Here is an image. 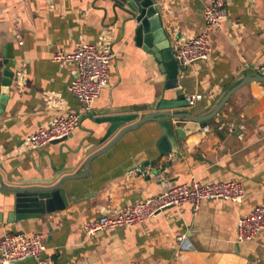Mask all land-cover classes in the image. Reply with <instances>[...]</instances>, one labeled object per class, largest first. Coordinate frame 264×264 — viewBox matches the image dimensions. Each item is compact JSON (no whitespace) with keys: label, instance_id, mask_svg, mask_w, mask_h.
Wrapping results in <instances>:
<instances>
[{"label":"crops","instance_id":"obj_1","mask_svg":"<svg viewBox=\"0 0 264 264\" xmlns=\"http://www.w3.org/2000/svg\"><path fill=\"white\" fill-rule=\"evenodd\" d=\"M156 1L172 50L204 29L203 1ZM227 9L223 27L210 31L209 58L179 67V87L168 89V74L150 49L136 43L129 13L117 0H0V96L4 70L14 73L0 115V185L41 177L63 159L73 167L69 173L85 171V159L120 131L99 145L107 124L96 123L98 116L147 105L141 118L157 111L163 99L197 93L203 98L194 105L170 111H212L229 89L258 74L264 63V0H228ZM82 42H111L116 52L109 83L87 113L69 90L77 66L52 59ZM69 112L82 113L80 127L70 136L27 148L28 135ZM164 126L174 137L172 151L165 154L159 147ZM193 179L202 184L238 180L245 199L203 201L197 212L185 202L135 226L93 236L83 231L88 221ZM62 194L64 209L10 223V194L0 189V238L9 232H38L47 244L43 256L53 264H264V231L245 242L237 238L238 219L264 206V82L243 85L206 122L161 119L129 130L92 160L87 175L69 180ZM182 232L191 249L179 247L176 235ZM14 264L38 262L28 258Z\"/></svg>","mask_w":264,"mask_h":264},{"label":"built area","instance_id":"obj_2","mask_svg":"<svg viewBox=\"0 0 264 264\" xmlns=\"http://www.w3.org/2000/svg\"><path fill=\"white\" fill-rule=\"evenodd\" d=\"M204 2L205 27L197 35L182 40L175 45L173 53L179 67H188L193 63L206 60L210 56V31L221 29L228 17V0H200ZM52 59L56 62L75 64L79 76L69 85V90L82 104V112L92 110L93 103L100 91L109 83L110 67L116 59V52L111 42L102 45L82 42L73 51L65 53L58 51ZM258 74L264 76V63L259 65ZM203 98V94L188 95L189 105ZM82 113L69 112L66 115L54 117L48 126H42L26 138L29 149L46 147L52 142L60 141L70 136L80 127ZM208 131V126L204 127ZM243 185L238 180L202 184L191 180L177 184L161 193L155 194L144 201L124 207L114 214L101 215L99 218L84 224L83 231L87 236H93L101 231L119 226H135L152 219L163 210L191 202L195 212L203 201L226 200L241 203L245 199ZM264 231V206L258 205L251 212L241 216L237 222V238L240 242L248 241ZM181 249H191L192 245L186 232L176 235ZM47 249L46 241L38 232L25 234L9 232L0 238V260L2 264H14L28 258H34L38 264H53L43 253ZM128 264H146L131 262Z\"/></svg>","mask_w":264,"mask_h":264},{"label":"water","instance_id":"obj_3","mask_svg":"<svg viewBox=\"0 0 264 264\" xmlns=\"http://www.w3.org/2000/svg\"><path fill=\"white\" fill-rule=\"evenodd\" d=\"M129 13V21L133 23L132 32L134 39L139 46L150 49L160 61V68L168 74V89H178L179 64L174 57L171 41L168 38L160 15V6L156 0H117ZM77 76L79 71L77 70ZM76 76V77H77ZM14 73L8 69L4 70L2 80V95L0 96V115L3 112L4 104L8 99L10 86ZM252 81L264 82L261 74H251L244 77L240 82L229 89L217 105L207 114L197 115L190 111L171 112L173 108L189 107L185 96L180 99H163L157 111L150 112L139 118V112L146 110L147 105H133L124 107L121 113L101 115L94 120L98 124H107L106 132L99 139L98 144L102 145L120 130L106 145L91 153L85 159L86 170L82 172L69 173L72 166H66V161L60 166L50 164V169L41 177L18 180L17 186H6L3 183L0 189L9 192L6 206L9 208L8 221L28 220L40 218L56 209H64L65 200L62 190L66 188L69 180L83 177L91 169V162L94 158L108 152L129 130L137 128L153 120L190 118L199 121H207L213 118L220 109L227 103L229 98L243 85ZM93 116V115H92ZM181 129H178L180 133ZM164 137L159 142L162 153H170L174 143V137L168 133V127H163ZM63 140V139H62ZM61 141V140H60ZM58 142V141H55ZM93 145L84 150L87 151ZM79 161V160H78ZM1 178V176H0Z\"/></svg>","mask_w":264,"mask_h":264}]
</instances>
